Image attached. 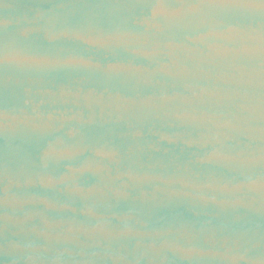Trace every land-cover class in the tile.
Returning <instances> with one entry per match:
<instances>
[{
    "label": "water",
    "instance_id": "95a60500",
    "mask_svg": "<svg viewBox=\"0 0 264 264\" xmlns=\"http://www.w3.org/2000/svg\"><path fill=\"white\" fill-rule=\"evenodd\" d=\"M0 264H264V0H0Z\"/></svg>",
    "mask_w": 264,
    "mask_h": 264
}]
</instances>
